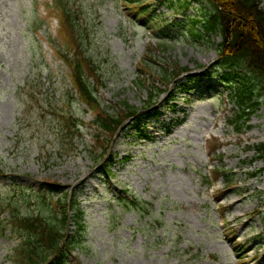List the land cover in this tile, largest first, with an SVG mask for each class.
Instances as JSON below:
<instances>
[{
    "label": "rangeland",
    "instance_id": "obj_1",
    "mask_svg": "<svg viewBox=\"0 0 264 264\" xmlns=\"http://www.w3.org/2000/svg\"><path fill=\"white\" fill-rule=\"evenodd\" d=\"M61 1L71 8L75 40L52 0H0V203L55 183L48 194L71 198V234H81L69 264H264V171L253 176L264 169L254 149L264 141L263 108L237 134L229 124L235 102L218 87L207 91L216 78L191 90L162 79L166 69H189L182 81L205 74L219 39L195 40L177 25L195 8L184 13L167 1H152L154 20L125 0ZM170 33L176 39L166 42ZM74 41L75 61L86 62L107 114L118 117L122 104L143 110L153 87L164 90L158 114L112 140L96 129L56 52L72 57ZM74 119L82 128L67 132ZM233 201L240 202L228 206ZM18 243L0 226V264H16Z\"/></svg>",
    "mask_w": 264,
    "mask_h": 264
},
{
    "label": "trees",
    "instance_id": "obj_2",
    "mask_svg": "<svg viewBox=\"0 0 264 264\" xmlns=\"http://www.w3.org/2000/svg\"><path fill=\"white\" fill-rule=\"evenodd\" d=\"M144 1L125 0L130 6L138 5L137 8L134 7L135 10L141 15H146L152 11L150 10L151 5H142ZM162 1L158 2L162 3ZM165 1L168 2L169 8L184 12L195 8L194 14L186 16L189 22V32L195 39L206 38L211 41V36L220 37V41L215 43L218 60L208 73L212 74L216 70L222 71L221 80L225 83V89L229 90L230 100L238 107L235 115L229 119V124L237 133H240L249 122L251 115L262 106L264 107V7L262 0ZM67 9L63 7L65 24L74 36L73 20ZM153 14H155L154 17L160 18L156 12ZM161 32L167 33L164 29ZM68 62L72 67L74 82L79 92L84 100L95 109L93 124L96 129L107 133L112 138L127 119L139 115L140 109L132 108L127 104H122L125 111L118 117L107 114L100 107L97 90L89 83V77L85 72L86 62L85 64L81 61L75 63L68 60ZM168 70H164L162 76L166 82L175 79L189 69L182 68L170 73ZM182 87L186 88V84ZM162 92L163 90L153 87L150 100L144 107L154 105ZM255 150L258 159L264 161V142L256 146ZM11 199L5 205L0 203V217L5 212L9 214L6 220L0 218V223L5 227L9 225L20 238V243L14 251V261L17 264H47L55 255H58V264H68L65 255L79 243L81 234H79L80 230L75 234H70V203L67 196L54 201L46 196L36 195L35 205L32 208L19 203L21 200L32 205L31 196L22 195L17 200L15 197ZM123 202L128 207H137L139 204L128 200ZM77 217H80V212ZM78 229H81V226Z\"/></svg>",
    "mask_w": 264,
    "mask_h": 264
},
{
    "label": "bare ground",
    "instance_id": "obj_3",
    "mask_svg": "<svg viewBox=\"0 0 264 264\" xmlns=\"http://www.w3.org/2000/svg\"><path fill=\"white\" fill-rule=\"evenodd\" d=\"M240 201H241V200H240ZM240 201H236V202H234V201H233V202H229V203H228V206H232V207H233L234 205L238 204Z\"/></svg>",
    "mask_w": 264,
    "mask_h": 264
}]
</instances>
